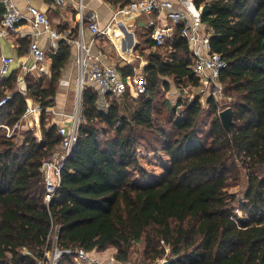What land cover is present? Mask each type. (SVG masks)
Here are the masks:
<instances>
[{
	"label": "trees",
	"instance_id": "1",
	"mask_svg": "<svg viewBox=\"0 0 264 264\" xmlns=\"http://www.w3.org/2000/svg\"><path fill=\"white\" fill-rule=\"evenodd\" d=\"M130 1L111 0L120 9ZM192 3L226 64L220 98L202 104L196 93L180 24L162 46L143 41L145 92L100 103L94 86L84 90L77 144L48 203L41 165L60 152V136L46 109L73 46L59 41L50 79L26 77V92L15 88L19 69L0 78V97L11 94L0 126L21 120L27 98L41 108L39 138L34 128L8 137L0 127V264H38L52 225L62 248H114L119 263L142 244L147 264H264V0ZM170 83L194 97L172 102ZM227 108L229 131L219 117ZM57 264L76 262L63 255Z\"/></svg>",
	"mask_w": 264,
	"mask_h": 264
},
{
	"label": "built area",
	"instance_id": "2",
	"mask_svg": "<svg viewBox=\"0 0 264 264\" xmlns=\"http://www.w3.org/2000/svg\"><path fill=\"white\" fill-rule=\"evenodd\" d=\"M57 5L63 4L64 0H53ZM184 0H177L178 4L170 0H131L128 5L123 7L120 12H136L149 16L146 24L151 29V39L155 47L162 46L166 40L170 39L174 25H181V36L186 40L190 50L193 64L192 73L198 80L197 94L202 98L214 97L220 98L222 86L219 81L220 73L225 67V62L221 56L211 50L209 36L210 32L200 22V11L194 12L183 8L180 4ZM2 5V14L0 19V38H10L18 33V27L23 16L20 10L15 6L13 0H0ZM30 14V24L32 32L29 33V46L25 58L19 62V74L16 79L17 86H25L26 77L32 74L42 75L46 69V56L44 50L39 46L37 39L43 35H48L49 51L54 53L58 48V42L63 40L70 43L74 48L73 63L76 68V90L77 107L68 117V121H60L57 124V133L60 136V152L52 155L49 159L43 161L41 171L43 173L46 186L45 202L48 203L60 183V169L63 162L71 155L76 147L79 135V127L83 120L82 94L89 86H94L99 95V102L103 103L105 95L121 96L126 92L132 97L138 98L145 92L146 82L142 74L134 73L131 76L123 77L115 68L101 64L97 56L91 52V45L96 39L106 35L110 31V26L101 30L95 15H90L88 29L92 34L90 43H85L83 39L82 12L83 3L79 0L77 9L80 15V26L78 35L71 39L67 34H61L55 30L47 18L46 14L34 6L26 7ZM165 11H169L170 24L160 25V16ZM13 59L4 56L0 52V74H7ZM1 90V89H0ZM11 99V94L6 92L0 97V107L5 105ZM39 106H27L21 120L40 115ZM21 120L13 126L12 129L4 126L6 135L10 137L16 128H19ZM58 226L52 225L47 235L46 247L43 250V256L38 264H57L63 255L73 257L76 264H98L92 259L89 252L83 249L62 248L59 243ZM26 253H28L26 251ZM114 258H110L113 262Z\"/></svg>",
	"mask_w": 264,
	"mask_h": 264
},
{
	"label": "crops",
	"instance_id": "3",
	"mask_svg": "<svg viewBox=\"0 0 264 264\" xmlns=\"http://www.w3.org/2000/svg\"><path fill=\"white\" fill-rule=\"evenodd\" d=\"M170 1L178 4L177 0ZM13 2L20 10L23 19L19 24L18 33L15 36L0 38L1 54L13 59L9 72L3 75L0 74V78H7L14 71H17L19 69V62L25 58L28 52L30 41L29 33L32 32V27L30 24V14L26 9L27 5L34 6L43 11L49 19L51 26L62 35L67 34V36H69L76 28V35H78L80 26V15L77 9L79 0H64L61 5H57L53 0H13ZM82 3V28L85 43H90L92 39V34L88 29L90 15H95L101 30L110 26V31L106 35L96 39L91 45V52L93 55L97 56L101 64L113 67L117 71L127 67L129 70H132L133 74H141L142 69L147 65V60L138 50H143L144 53L151 50L145 43H142L143 41L147 42L152 40L151 32L149 34L148 27L146 26L149 16L136 12H120L121 9L114 5L111 0H82ZM180 5L193 12L196 10L192 0H184ZM169 13V11H165L161 14L159 19L161 26L170 24ZM1 14L2 5L0 3V19ZM69 37L71 38V36ZM37 41L45 52V66L47 71L42 75L32 74L31 76L35 79L43 77L50 79L51 61L48 55L51 52L48 47V35L39 37ZM15 86L17 90L26 92V84L24 87L19 88L15 82ZM76 97V68L73 59H70L58 79L54 102L46 109L53 123L58 124L60 120L64 122L68 121V117L72 114L71 108L74 105ZM26 102L27 106H37L30 98H27ZM38 118L39 115L36 117L31 116L28 119L29 124L26 123L31 125L28 127H33L37 133H39ZM21 125L24 126L23 123H21ZM0 127L4 128V126ZM19 128H21V126H19ZM114 254V248L107 249L103 252H90L91 257L94 258L95 262L98 261V264H128L119 263L115 260L110 262V258L114 256ZM107 255H109V260L106 259Z\"/></svg>",
	"mask_w": 264,
	"mask_h": 264
},
{
	"label": "rangeland",
	"instance_id": "4",
	"mask_svg": "<svg viewBox=\"0 0 264 264\" xmlns=\"http://www.w3.org/2000/svg\"><path fill=\"white\" fill-rule=\"evenodd\" d=\"M76 93H77V90H76ZM129 96L132 97V95L130 93H128ZM167 97L172 101V102H175L174 100H176L177 98H181V100H185V99H191L194 97V92L191 88H189L188 86L187 87H184L182 89H177L176 86L173 84V83H170V88H169V92L167 94ZM134 98V97H132ZM202 104H205L204 103V99L203 98H200ZM205 106V105H204ZM77 107V97L75 99V102H74V105L72 106L71 108V112L73 113L74 112V109ZM205 108H207L205 106ZM81 111H82V107H81ZM52 115V114H51ZM53 117V116H52ZM29 118H26L25 120H21V122L19 123V126H21V128H16L17 132H22L24 130H27L29 127L28 126H31V125H28L29 124V121H28ZM51 121V118L49 119V122ZM61 121V120H60ZM59 121V122H60ZM52 122V121H51ZM21 123L24 124V126L21 125ZM28 123V124H26ZM38 125H39V118H38ZM30 128H33V127H30ZM36 136L39 138L40 137V132L37 133L36 132ZM232 192H236L237 191V188L235 189H232L231 190ZM142 248V244H135L134 245V248H133V253H131L130 255V260L128 262V264H147L146 262H142V256L140 254V250ZM110 249V248H108ZM107 250V249H106ZM104 250V251H106ZM97 252V251H96ZM103 252V251H102ZM109 255L106 256V259L109 260ZM108 257V258H107ZM114 258V256H111ZM93 258V257H92ZM94 259V258H93ZM115 260V259H114ZM158 262V261H157ZM153 263V264H160V263Z\"/></svg>",
	"mask_w": 264,
	"mask_h": 264
},
{
	"label": "water",
	"instance_id": "5",
	"mask_svg": "<svg viewBox=\"0 0 264 264\" xmlns=\"http://www.w3.org/2000/svg\"><path fill=\"white\" fill-rule=\"evenodd\" d=\"M232 110L227 108L222 110L219 113V117L221 119L222 125L225 128V130L229 131L231 120H232Z\"/></svg>",
	"mask_w": 264,
	"mask_h": 264
}]
</instances>
